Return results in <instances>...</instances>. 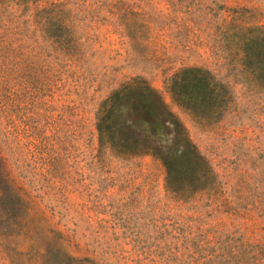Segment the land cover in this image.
<instances>
[{
  "label": "rangeland",
  "instance_id": "374dc122",
  "mask_svg": "<svg viewBox=\"0 0 264 264\" xmlns=\"http://www.w3.org/2000/svg\"><path fill=\"white\" fill-rule=\"evenodd\" d=\"M0 264H264V0H0Z\"/></svg>",
  "mask_w": 264,
  "mask_h": 264
},
{
  "label": "trees",
  "instance_id": "16d2710c",
  "mask_svg": "<svg viewBox=\"0 0 264 264\" xmlns=\"http://www.w3.org/2000/svg\"><path fill=\"white\" fill-rule=\"evenodd\" d=\"M110 107L120 129L131 134L140 133L156 143L166 144L170 141L157 115L155 98L145 88L130 86L122 90Z\"/></svg>",
  "mask_w": 264,
  "mask_h": 264
}]
</instances>
